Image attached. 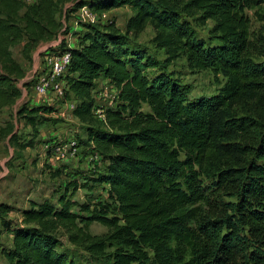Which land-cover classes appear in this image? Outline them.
Instances as JSON below:
<instances>
[{
    "label": "trees",
    "instance_id": "trees-1",
    "mask_svg": "<svg viewBox=\"0 0 264 264\" xmlns=\"http://www.w3.org/2000/svg\"><path fill=\"white\" fill-rule=\"evenodd\" d=\"M84 6L132 13L124 33L113 22L77 21L75 45L64 48V98L74 100L72 114L104 163L97 179L71 181L66 191L106 184L108 197L31 201L19 225L4 222L11 237L1 251L6 264H68L58 250L62 238L107 264H264V37L250 32L245 13L264 22V0H0V111L21 98L25 78L11 49L22 44L31 61L59 36V13L68 19ZM147 27L164 54L160 64L127 45ZM205 28L200 37L196 30ZM181 59L189 71H211L225 83L215 95L191 100L166 70ZM97 81L117 91L101 119L94 115ZM51 112L24 106L17 117L33 125ZM9 210L0 205L1 214ZM94 223L106 233L92 235Z\"/></svg>",
    "mask_w": 264,
    "mask_h": 264
},
{
    "label": "rangeland",
    "instance_id": "rangeland-1",
    "mask_svg": "<svg viewBox=\"0 0 264 264\" xmlns=\"http://www.w3.org/2000/svg\"><path fill=\"white\" fill-rule=\"evenodd\" d=\"M245 13L250 20V32L264 37V22L256 20L254 11ZM93 14H95L94 22L90 24L103 25L113 22L121 33H124L125 24L132 16L127 7ZM79 17L77 12L68 19L63 11L59 13L58 18L62 25L60 39L52 44L54 48H51L50 52L61 53L65 47L75 41V37L71 34L72 31L78 30L76 18ZM196 31L200 37L206 38L207 28ZM153 36V30L147 27L138 37L130 36L126 41L127 45L131 44V47L141 49L146 54V58L154 59L160 64L164 54L151 45ZM44 48L38 52L34 51L29 62L22 57V44L11 49L13 58L25 73V78L18 84L21 98L13 107L0 111V205L10 208L7 215L0 213V264H6L1 251L9 247L11 240L3 227L4 222L11 227L19 225L22 220V210L28 208L31 201L49 200L56 204L58 197L66 194L68 199L81 204L106 201L108 197L106 184L95 183L91 190L79 189L73 195L71 191H66L71 181L82 184L87 181L85 179H97L99 173L103 172L104 163L92 146L88 145L86 126L72 114L75 104L72 98L67 101L64 96L43 99L29 90L35 76L34 65L42 61L46 53ZM156 68L147 71L148 75L152 76ZM166 70L172 72L181 84L188 87L191 100L215 95L225 83L223 77L215 76L211 71H189L183 59L167 66ZM99 86L97 85L96 88L99 89ZM104 89L105 87H103L104 96L93 95L94 115L98 119H101V108L112 106L116 99L112 92ZM42 105L46 107L50 105L52 112L37 118L35 124L29 125L25 120L18 119L17 113L20 108ZM143 110H147L146 107H143ZM9 130L11 133L5 136ZM72 211L79 213L76 206L72 207ZM89 232L92 235H103L106 233V228L94 223L90 226ZM58 248L65 254L68 264H107L71 246L65 238H62ZM146 264H154L152 258Z\"/></svg>",
    "mask_w": 264,
    "mask_h": 264
},
{
    "label": "built area",
    "instance_id": "built-area-1",
    "mask_svg": "<svg viewBox=\"0 0 264 264\" xmlns=\"http://www.w3.org/2000/svg\"><path fill=\"white\" fill-rule=\"evenodd\" d=\"M34 1L35 0H24L26 4H32ZM77 13L80 16L76 18L77 21L89 24L94 22L95 14H93L87 6L78 9ZM69 61L70 55L67 50L57 53L53 51L50 52L49 49H46L42 61L34 65L35 76L32 79V86L29 88L31 93L43 99L48 97L62 98L66 90L63 76L67 70ZM95 85L96 87L100 85V88L97 89L95 87L92 91L93 95L104 96L103 87H105V91L109 90L114 94L115 98L117 97L116 89L111 86L108 81H97Z\"/></svg>",
    "mask_w": 264,
    "mask_h": 264
},
{
    "label": "crops",
    "instance_id": "crops-1",
    "mask_svg": "<svg viewBox=\"0 0 264 264\" xmlns=\"http://www.w3.org/2000/svg\"><path fill=\"white\" fill-rule=\"evenodd\" d=\"M78 29H79V27H78ZM59 36L57 37V39H56V41H52L51 43H49V44H43V45H40L36 50H35V52H38L41 48H43V47H45L44 48V50L45 49H51V48H54V45H52L53 43H57L58 41H59ZM48 45V46H47ZM75 45V41H72L71 42V44L69 45V47H73ZM47 46V47H46ZM52 52V51H51ZM50 106V105H49ZM35 202V201H34ZM26 209V208H25Z\"/></svg>",
    "mask_w": 264,
    "mask_h": 264
}]
</instances>
